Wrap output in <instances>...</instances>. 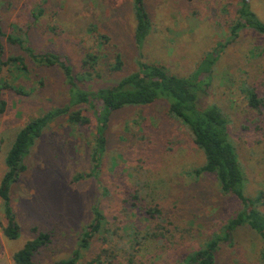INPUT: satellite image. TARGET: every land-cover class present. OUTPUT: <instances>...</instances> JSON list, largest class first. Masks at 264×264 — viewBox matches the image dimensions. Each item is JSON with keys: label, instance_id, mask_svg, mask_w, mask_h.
<instances>
[{"label": "rangeland", "instance_id": "obj_1", "mask_svg": "<svg viewBox=\"0 0 264 264\" xmlns=\"http://www.w3.org/2000/svg\"><path fill=\"white\" fill-rule=\"evenodd\" d=\"M264 22V0H246ZM240 0H144L151 28L142 48L147 62H160L176 75L192 73L204 53L222 44L208 77L200 105L216 103L229 119V133L244 172L246 195L264 192V105H246L238 86L258 89L264 99V36L245 30L224 44ZM94 24L96 33L88 31ZM135 19L131 0H0V26L19 35L35 52H54L80 71L85 52L99 56V76L81 84L95 89L136 69L133 42ZM97 33L108 39L102 44ZM4 57L21 55L27 71L11 65L1 78L23 93L3 90L0 97V181L5 155L16 132L30 118L64 106L68 85L60 68L35 64L23 49L3 40ZM119 53L123 70L110 64ZM94 69V70H95ZM79 107V106H78ZM89 124L70 125L62 115L36 139L23 163L26 169L12 183L10 199L19 225L17 238L4 235L0 200V264L39 232L49 241L34 255L35 264H58L76 249L97 205L105 224L77 264L98 257L100 264H180L240 209L239 199L224 194L213 174L197 178L192 171L204 161L186 127L166 114L163 100L127 106L112 112L106 149L97 177H82L91 169L95 116L80 106ZM264 194V193H263ZM137 196V197H136ZM264 199V198H263ZM157 206L159 219H148L145 208ZM260 209L264 212V203ZM152 228L158 238L140 240ZM133 231V232H132ZM230 242H221L215 264H261L259 237L247 227L237 229Z\"/></svg>", "mask_w": 264, "mask_h": 264}, {"label": "trees", "instance_id": "obj_2", "mask_svg": "<svg viewBox=\"0 0 264 264\" xmlns=\"http://www.w3.org/2000/svg\"><path fill=\"white\" fill-rule=\"evenodd\" d=\"M135 19L133 42L138 49L136 69L118 78L111 84L95 89L81 86V84L99 76L95 65L99 56L93 52H85L81 60L80 71L73 72L72 67L62 56L54 52H35L26 45L24 38L19 35L6 34L0 26V75L3 68L11 65L21 75L26 73L27 66L21 55L4 57L3 40L16 45L26 52L27 56L40 66H57L61 69L68 85V99L64 106L51 108L38 116L30 118L16 132L4 161L6 171L0 181V200L4 216L2 231L8 238L15 239L19 233V225L10 199V188L19 175L26 169L23 163L37 138L48 127L49 123L62 115L67 116L70 125L89 124V116L83 113L80 106H85L95 116L96 125L92 137L91 169L81 173L82 177H97L100 172L102 155L106 149V130L112 112L127 106L148 105L156 100H163L167 104L166 114L180 121L188 130L194 145L201 151L204 161L197 166L192 174L197 178L202 174H213L219 189L224 194H233L239 199L240 209L230 217L220 230L213 233L202 246L190 252L180 264H215L216 253L221 242H230L234 232L241 228H250L260 240L259 261L264 264V212L260 209L264 203V192L258 191L254 195H246L243 191L245 179L237 152L231 142L229 133V119L222 108L216 103L200 105V96L209 86L208 77L218 59V50L222 44L204 53L196 69L188 75H176L160 62H147L142 58L140 48L151 28L150 16L145 8L144 0H131ZM235 18L230 23L228 35L224 44L235 41L241 32L251 30L264 36V22L250 9L246 0H240L235 12ZM88 31L96 33V26L90 24ZM101 44L108 38L103 34H96ZM124 62L117 53L110 64L113 72L122 71ZM95 69V70H94ZM246 105L259 111L264 105L263 96L256 86L242 81L238 86ZM3 90L23 93L20 86L10 84L0 76V97ZM4 102L0 100V112L4 109ZM79 106V107H78ZM137 197V196H136ZM92 219L83 229L76 249L70 257L58 261V264H77L91 243V240L102 231L105 218L101 209L92 207ZM148 219H159L161 210L155 206L145 208ZM133 232V231H132ZM162 234L152 228L145 231L139 238H133V243L139 245L140 240L158 238ZM49 233L39 232L35 237L14 252V264H35L34 255L49 241ZM98 257L86 264H100ZM132 264V259H128Z\"/></svg>", "mask_w": 264, "mask_h": 264}]
</instances>
